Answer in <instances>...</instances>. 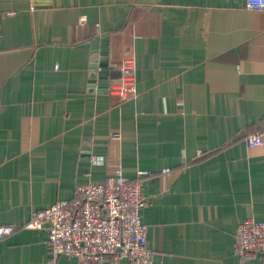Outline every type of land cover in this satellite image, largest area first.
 Here are the masks:
<instances>
[{"label":"crops","instance_id":"obj_1","mask_svg":"<svg viewBox=\"0 0 264 264\" xmlns=\"http://www.w3.org/2000/svg\"><path fill=\"white\" fill-rule=\"evenodd\" d=\"M48 1L0 0V225L19 226L0 264H78L50 261L46 228L20 225L117 163L127 178L152 171L140 211L152 264H264L233 250L242 219L264 221V9ZM127 46L136 94L124 99L107 84ZM255 130L263 142L247 146Z\"/></svg>","mask_w":264,"mask_h":264},{"label":"built area","instance_id":"obj_2","mask_svg":"<svg viewBox=\"0 0 264 264\" xmlns=\"http://www.w3.org/2000/svg\"><path fill=\"white\" fill-rule=\"evenodd\" d=\"M245 6L263 10L264 0H246ZM122 54L119 77L110 80L107 91L127 99L136 94V63L129 46ZM242 139L247 146H258L263 142V130L249 131ZM91 161L100 162L101 157L94 156ZM162 172L169 173L170 168L164 167ZM151 173L138 169L134 177L127 178L117 163L102 181L77 183L70 198L32 210L20 226L46 228L52 262L64 254L75 258L78 264H152L153 253L147 245L146 225L140 214L147 204L142 182ZM18 227L1 224L0 238ZM235 233L233 250L241 259L264 256V221L254 217L242 219Z\"/></svg>","mask_w":264,"mask_h":264},{"label":"water","instance_id":"obj_3","mask_svg":"<svg viewBox=\"0 0 264 264\" xmlns=\"http://www.w3.org/2000/svg\"><path fill=\"white\" fill-rule=\"evenodd\" d=\"M35 1H44V0H35ZM46 2H49L48 0H45ZM94 77L96 78V74H94ZM98 79H100L101 77L99 76V77H97ZM94 80L95 79H93V77H92V79L90 80L91 81V85H92V83L94 82ZM107 87H108V84H107Z\"/></svg>","mask_w":264,"mask_h":264}]
</instances>
